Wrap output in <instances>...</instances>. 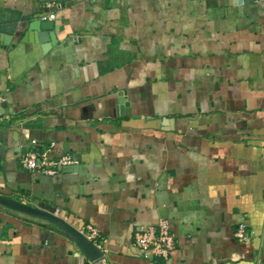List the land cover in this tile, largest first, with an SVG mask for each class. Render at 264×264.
I'll return each instance as SVG.
<instances>
[{
	"label": "crops",
	"instance_id": "obj_1",
	"mask_svg": "<svg viewBox=\"0 0 264 264\" xmlns=\"http://www.w3.org/2000/svg\"><path fill=\"white\" fill-rule=\"evenodd\" d=\"M0 114V194L105 254L0 205V264H264V0H0ZM31 149L77 163L47 176ZM162 219L176 249L141 256Z\"/></svg>",
	"mask_w": 264,
	"mask_h": 264
},
{
	"label": "built area",
	"instance_id": "obj_2",
	"mask_svg": "<svg viewBox=\"0 0 264 264\" xmlns=\"http://www.w3.org/2000/svg\"><path fill=\"white\" fill-rule=\"evenodd\" d=\"M54 18V15H51ZM6 116L0 114V125L5 121ZM36 145L37 141H33ZM77 161L71 155H63L56 159L49 158V152L41 149H31L22 157L24 168L32 171H38L47 176H57L63 167L76 164ZM91 240L99 236L97 229L89 225L87 227ZM237 237L241 240H247V230L244 224H241L237 230ZM134 246L143 257H163L168 259L176 249L177 241L172 231L170 221L162 219L157 226H148L138 229L134 236Z\"/></svg>",
	"mask_w": 264,
	"mask_h": 264
},
{
	"label": "water",
	"instance_id": "obj_3",
	"mask_svg": "<svg viewBox=\"0 0 264 264\" xmlns=\"http://www.w3.org/2000/svg\"><path fill=\"white\" fill-rule=\"evenodd\" d=\"M54 28L55 21L49 19H40L32 22L30 25V31L33 33H37L39 36L38 40L42 43L47 42L45 40V37L51 35V45L56 44L57 42L54 34H52ZM6 40L7 38L5 39V42ZM0 205L9 210L15 211L27 218H30L31 220H39L42 222L53 224L56 228H59L60 230L65 232L68 238H70L79 247V249L91 262L100 263L105 259L104 251L94 241H92L83 232L69 223L66 219L55 214L54 212L23 203L1 194Z\"/></svg>",
	"mask_w": 264,
	"mask_h": 264
}]
</instances>
